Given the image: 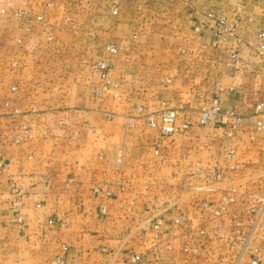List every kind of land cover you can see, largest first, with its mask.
Here are the masks:
<instances>
[{
    "label": "crops",
    "instance_id": "0c3cea01",
    "mask_svg": "<svg viewBox=\"0 0 264 264\" xmlns=\"http://www.w3.org/2000/svg\"><path fill=\"white\" fill-rule=\"evenodd\" d=\"M112 1L0 0V264H50L58 256L66 264H129L133 252L152 264H251L256 249L263 261L264 220L255 228L245 205L264 193V135L228 139L213 125L195 124L162 138L148 120L176 108L180 120L196 121L216 85L223 111L253 112L264 90V56L255 49L264 0H119L118 16ZM235 17L237 28L220 39L219 19ZM165 31L171 41L160 38ZM109 45L117 55L103 52ZM103 58L119 88L97 98L91 65ZM7 100L42 116H13ZM25 121L33 139L13 143ZM158 142L162 154L154 156ZM231 148L235 170H227ZM195 162L202 174L189 178ZM219 170L226 178L209 191ZM233 186L229 212L205 214L211 235L220 237L209 254L189 260L179 244L165 248L198 225L202 200L219 204ZM18 195L24 230L12 223ZM157 215L165 218L161 241L140 230ZM181 215L188 222L174 224Z\"/></svg>",
    "mask_w": 264,
    "mask_h": 264
},
{
    "label": "built area",
    "instance_id": "2783aa9c",
    "mask_svg": "<svg viewBox=\"0 0 264 264\" xmlns=\"http://www.w3.org/2000/svg\"><path fill=\"white\" fill-rule=\"evenodd\" d=\"M111 13L113 15H118L119 8L114 5L111 7ZM28 12L21 13V17H29ZM210 16H212L210 14ZM239 24V18L235 17L230 22H227L225 18L219 19V32L218 37L224 39L225 34L232 33ZM199 28H196L198 30ZM237 43L241 44L242 40L238 39ZM256 52L260 56H264V29H259L257 33L256 40ZM107 50L110 53H115L117 48L109 45ZM236 54H233L235 57ZM17 62H15V65ZM98 70L101 72L102 76H108L109 64L107 61H100L97 64ZM13 91H16L17 88L13 87ZM223 88L220 85H216L215 93L212 98V103L210 107L204 108L198 119L193 121L192 119L185 118L180 120V113L176 108H167L165 109L160 116V119H155L154 117H149L148 123L152 128L159 130L160 136L162 138H167L175 135L184 134L189 131L195 124L207 127L210 125L215 126L225 138L233 139L240 136H246L252 142L258 140L259 137L264 135V90L260 92L258 99L254 105L253 112L248 115H241L235 112L223 111L221 108V94ZM6 108L11 111L10 114L13 116H28L32 118H41V113L36 110L35 107H32L29 111L22 112L20 108H12L10 102L6 103ZM34 134L33 130L29 125L28 121H25L20 124L19 132L14 133L11 137L12 142L16 144H21L29 142L33 139ZM236 149L231 148L227 153V170H235L238 168V165L234 163L236 158ZM154 156H161L162 154V145L157 143L155 150L153 151ZM123 157V152L121 151L118 155L117 162L121 163ZM202 164L200 162H195L192 164L187 172V177L196 178L202 174ZM226 178L225 170H219L214 177V182L208 186L209 191L217 190L219 185L224 182ZM95 193L100 194V188L94 189ZM237 189L233 186L230 189V194L223 196L219 204L211 203L207 199L202 200L201 208L202 213L200 215V222L196 227L187 226L182 237L173 238L171 241H165V248L167 250H173L175 244H179L180 251L185 255L187 259H195L199 257L203 251H206V247L214 246L216 241L220 238L218 234L211 235L210 229L206 225L205 214L210 212L212 218H221L229 212L230 206L236 201L235 194ZM108 196H112L111 192L106 193ZM254 199L253 202H249L245 205V208L250 212L254 218V227L260 226L264 220V193L255 192L252 194ZM22 208L21 198L18 197L12 203V209L14 214L12 216V223L19 226L21 230L25 229V222L20 211ZM101 215H106L107 209L102 207L100 209ZM188 222L186 216H178L173 219V223L176 225H182ZM53 223V220H50V224ZM165 224V218L162 215H157L154 217L146 218L140 225V230L145 232H151L152 237L156 241L162 240V231ZM242 223L237 221L235 224L234 235L237 236L240 234ZM68 246H63V251H68ZM209 254V251H206ZM255 253L257 255L251 262V264H261L264 260L261 261L259 257L260 250L256 249ZM129 264H152L147 262L141 254L131 253L128 260ZM50 264H66V260L62 256H58L55 259L51 260ZM207 264H213L211 262Z\"/></svg>",
    "mask_w": 264,
    "mask_h": 264
},
{
    "label": "rangeland",
    "instance_id": "374dc122",
    "mask_svg": "<svg viewBox=\"0 0 264 264\" xmlns=\"http://www.w3.org/2000/svg\"><path fill=\"white\" fill-rule=\"evenodd\" d=\"M112 6L116 5L118 8H120V1L119 0H114L112 1ZM119 15V13H118ZM118 15H114V16H118ZM163 41L167 40V41H171L172 38H171V34L169 31H165L163 32L162 36L160 37ZM185 39V37H184ZM107 47L108 46H105V48L102 50L103 52H105L108 56H111V55H117L118 52H119V49L117 48V51L115 53H110L108 50H107ZM115 47V46H114ZM97 51H101L100 49H97ZM101 51V52H102ZM9 63H10V66L12 65L13 67H16L17 64L15 65V62H17L16 60L15 61H12L11 59H8L7 60ZM100 61H107L108 60L106 58H103V59H99L97 60L96 62H94L92 65H91V69H92V72L95 73V76H97V83H95V85L93 86V93L94 95L97 97V98H103L105 97V95H107L108 93H110L112 90L114 89H118L119 88V84L114 80L113 78V74H112V69H111V65L109 64V70H108V76H102L101 72L98 70L97 68V64L98 62ZM17 88V87H16ZM12 89V88H11ZM12 92H15L12 90ZM215 93V91H214ZM214 95V94H213ZM7 102H11L10 100H7L5 101V107H6V103ZM164 103V102H163ZM11 104V103H10ZM164 105V104H163ZM210 107V106H209ZM208 108V107H207ZM166 109V108H165ZM137 111L142 113L144 112V109L143 107L142 108H137ZM202 111V110H201ZM200 115V114H199ZM151 117V116H149ZM133 119V117H130V120Z\"/></svg>",
    "mask_w": 264,
    "mask_h": 264
}]
</instances>
